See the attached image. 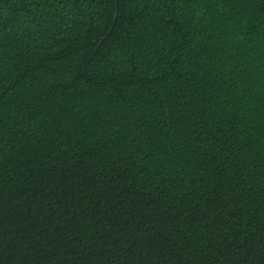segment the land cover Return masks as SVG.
Instances as JSON below:
<instances>
[{
  "label": "trees",
  "instance_id": "obj_1",
  "mask_svg": "<svg viewBox=\"0 0 264 264\" xmlns=\"http://www.w3.org/2000/svg\"><path fill=\"white\" fill-rule=\"evenodd\" d=\"M0 264H264V0H0Z\"/></svg>",
  "mask_w": 264,
  "mask_h": 264
}]
</instances>
